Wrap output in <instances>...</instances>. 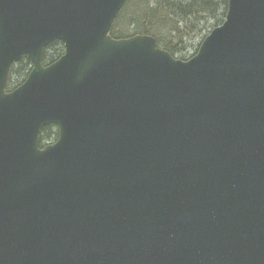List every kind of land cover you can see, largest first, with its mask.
I'll return each mask as SVG.
<instances>
[{"label": "water", "instance_id": "water-1", "mask_svg": "<svg viewBox=\"0 0 264 264\" xmlns=\"http://www.w3.org/2000/svg\"><path fill=\"white\" fill-rule=\"evenodd\" d=\"M126 1L0 0V264H264V0L187 59Z\"/></svg>", "mask_w": 264, "mask_h": 264}, {"label": "trees", "instance_id": "trees-1", "mask_svg": "<svg viewBox=\"0 0 264 264\" xmlns=\"http://www.w3.org/2000/svg\"><path fill=\"white\" fill-rule=\"evenodd\" d=\"M227 0H127L115 17L109 33L114 38L148 34L156 45L176 56L183 50L185 38L197 40L194 54L203 38L219 25L226 12ZM63 53V43L55 40L45 46L43 63L48 64ZM191 55L176 56L187 59ZM31 69L29 58L23 56L10 69L8 89L20 84ZM40 146L55 140L57 128H41Z\"/></svg>", "mask_w": 264, "mask_h": 264}, {"label": "rangeland", "instance_id": "rangeland-1", "mask_svg": "<svg viewBox=\"0 0 264 264\" xmlns=\"http://www.w3.org/2000/svg\"><path fill=\"white\" fill-rule=\"evenodd\" d=\"M190 37L185 38L184 40V45H183V50L181 51V53H178L176 56H186V55H191V53H193V48L197 43V40L194 37H191V39H189Z\"/></svg>", "mask_w": 264, "mask_h": 264}, {"label": "flooded vegetation", "instance_id": "flooded-vegetation-1", "mask_svg": "<svg viewBox=\"0 0 264 264\" xmlns=\"http://www.w3.org/2000/svg\"><path fill=\"white\" fill-rule=\"evenodd\" d=\"M49 126V125H48ZM56 139V138H55ZM54 140H52V141H50V142H47V143H51V142H53Z\"/></svg>", "mask_w": 264, "mask_h": 264}]
</instances>
